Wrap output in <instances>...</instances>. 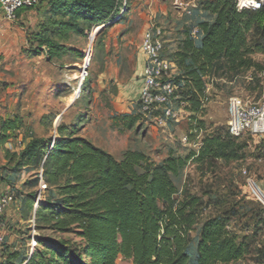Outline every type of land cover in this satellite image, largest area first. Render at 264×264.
Instances as JSON below:
<instances>
[{"label": "trees", "instance_id": "trees-1", "mask_svg": "<svg viewBox=\"0 0 264 264\" xmlns=\"http://www.w3.org/2000/svg\"><path fill=\"white\" fill-rule=\"evenodd\" d=\"M119 3L121 0H38L32 7L22 8L45 6L50 27L38 32L39 48L47 45L54 54L61 46L54 36L66 41L69 31L83 34L86 30L87 35L92 28L118 21L122 16ZM201 6L213 20L196 23L198 39L185 30L171 59L165 48L163 51L177 69L171 78L177 85L176 101L184 102L183 108L193 114L204 107L208 80L233 77L252 66L248 32L255 31L257 46L264 42V6L238 10L234 0H205ZM83 56L79 53L81 59ZM139 114L147 113L140 109L136 115L123 116L133 123ZM20 125L17 116L1 120L0 136L9 138L10 131ZM50 142V138L30 135L27 142L22 139L19 153L9 156L6 150L5 157L14 161L16 168L38 169L42 165L47 190L35 210L36 229L74 233L80 238L79 246L72 249L67 240L51 242L42 253L38 251L42 236L38 235L31 256L26 241L21 248L6 245L1 264H120L122 259L131 264H226L243 259L252 247L255 260L264 264V235L258 242L255 236L256 231L264 232V219L255 221L253 235L239 236L229 224L235 211L202 220L201 198L185 188L179 192L174 176L195 155L193 151L185 157L169 153L159 164L138 150H126L118 159L61 122L51 148ZM244 146L228 132L209 135L201 143L196 162L204 165L208 161L207 169L217 160H239ZM34 196L35 191L20 201L23 219L32 211ZM261 212L262 207L257 217ZM200 223L195 239L192 233ZM45 254L50 257L45 259Z\"/></svg>", "mask_w": 264, "mask_h": 264}, {"label": "rangeland", "instance_id": "rangeland-1", "mask_svg": "<svg viewBox=\"0 0 264 264\" xmlns=\"http://www.w3.org/2000/svg\"><path fill=\"white\" fill-rule=\"evenodd\" d=\"M143 1L121 0V18L106 23L104 28L100 25L90 38V31L86 35V30L83 34L69 31L66 41L54 36L55 43L61 45L54 54L49 53L47 45L39 48L38 32L41 27H50L45 20L43 4H37L31 10L19 9L15 22L0 23V55H3L1 59L7 57L0 62V121L7 115L17 116L21 122L19 128L10 131L9 138L0 136V155L6 160L0 168L16 171L9 186L17 196L22 194L23 199L33 194L37 189L34 184L37 169L16 168L14 161L5 157V152L8 150L9 156L19 153L18 139H24L25 143L30 135L52 140L59 122L118 159L126 150H138L159 164L169 153L185 157L193 151L195 155L174 176L179 192L185 188L201 198L204 206L202 220L224 211H235L236 214L229 218L230 229L239 236L253 235L257 227L255 221L264 219V212L257 217L258 209L264 208V137L242 133L237 136V141L245 145L243 158L229 162L217 160L207 169L208 161L200 165L196 162V155L205 137L228 132L231 99L243 103L264 99V42L257 46L255 31L248 32L247 46L251 50L252 66L233 77L208 80L201 111L193 114L174 103L179 121L159 124L153 114H139V119L130 123L123 115H136L140 107L136 101L132 112L127 110L128 105L123 108L125 101L120 93L122 87L129 84L144 22L150 21L151 17L162 28L166 55L171 59L179 34L184 35L188 25H195L206 17L201 6L205 0H177L174 5L171 4L174 0H168L170 6L164 12L138 8L136 3ZM45 35H48L47 30ZM194 39H198V34ZM89 46V76L80 91L77 77ZM79 53L85 56L81 59ZM7 139L12 140L5 146ZM249 179L262 190L261 195L257 194L262 200L253 192ZM18 185H22L25 192ZM200 226L201 223L192 233L195 239ZM24 231L18 239L20 248L28 238V228ZM256 232V242L261 241L264 232ZM38 235L42 236L38 245V251L42 253L51 242L67 240L72 249L80 243L74 233H58L49 228L38 230ZM81 256L84 259V255ZM49 257L45 254L44 258ZM119 263L131 264L124 259ZM226 264L259 263L252 247L251 253L243 259Z\"/></svg>", "mask_w": 264, "mask_h": 264}, {"label": "built area", "instance_id": "built-area-1", "mask_svg": "<svg viewBox=\"0 0 264 264\" xmlns=\"http://www.w3.org/2000/svg\"><path fill=\"white\" fill-rule=\"evenodd\" d=\"M37 1L38 0H0V12L7 20L15 21L17 19L16 12L18 9L22 7H32ZM234 2L238 10H257L264 6V0H234ZM192 6H194V4ZM149 19V24L142 33L138 50L143 59V68L141 75L142 86L137 103L139 104L140 109L147 114L160 111V113L155 116L156 122L159 124L166 123L169 120L179 121V115L174 109V103L176 104V107H183L184 102L178 103L176 101L175 91L177 90V85L171 81V78L176 74V66L168 57L163 56L165 46L164 32L162 28L154 23L151 17ZM96 28L97 27L90 30L89 38ZM197 32V28L192 29L190 32L191 37L195 38ZM90 49L91 46L88 47L86 56L84 54V63L80 67L77 77V88L80 91L83 83L89 76V62L87 58ZM161 106H163V108H161ZM230 114L231 117L228 123V132L231 135L237 137L244 132H248L257 137H264V99L256 102L243 103L240 100L233 98L230 100ZM55 136L56 133L52 137L49 145L50 148L54 144ZM184 141H187V137H184ZM36 177L37 189L35 191L33 208L29 217L26 219L27 228L29 230L26 242L28 256L32 255L36 246V238L38 236L35 210L47 190L42 165L37 169ZM248 183L252 187L254 182L252 179H249ZM252 190L255 193L253 187ZM255 194L257 195V193ZM16 201L17 195L10 188L0 192V214ZM262 202L264 203L263 200ZM6 245L5 233L0 230V264L4 260Z\"/></svg>", "mask_w": 264, "mask_h": 264}, {"label": "crops", "instance_id": "crops-1", "mask_svg": "<svg viewBox=\"0 0 264 264\" xmlns=\"http://www.w3.org/2000/svg\"><path fill=\"white\" fill-rule=\"evenodd\" d=\"M177 0H174L173 3L175 4ZM188 4V3H187ZM138 5V8L144 7L147 11L151 12H164L167 10V8L170 6V1L168 0H144L141 3H136ZM204 14H206L205 20L212 21L213 16L202 9ZM25 12V11H24ZM23 14L20 13L19 15L21 16ZM203 18V17H202ZM15 22V21H9L6 18L3 17L2 13L0 12V23L5 24L6 22ZM149 21H145L144 25L142 27L141 32L139 33V39L141 41V36L145 28L148 26ZM188 31L191 32L192 29L197 28L196 24L195 25H188ZM183 33L181 32L177 39L182 38ZM0 55V62L3 60H7V57L1 59ZM8 68V67H6ZM142 68H143V59L140 56L139 52L137 51L136 58H135V63L133 67V72L131 74V78L129 81V84L126 86L122 87V92L120 93L121 96L123 97L122 100L124 104H122L123 108L125 105H128L127 110H130L129 112H132L134 109V106L136 104V101L138 100L140 91H141V86H142V81H141V75H142ZM2 89V87L0 88ZM8 90V88H7ZM124 111H126L124 109ZM10 116L6 115V118ZM12 139H7L5 140L6 142L4 143L5 146L8 145V142H11ZM19 142V147L18 149L21 150L22 147L24 146V143H22V138L18 139ZM2 144V143H0ZM1 146V145H0ZM3 146V145H2ZM5 158L0 155V166L5 165ZM15 172L12 169H3L0 168V192H3L4 190L10 188L9 186V181L11 178H15ZM19 189L23 192L24 187L22 185H18ZM15 193V192H14ZM22 198V194L17 196V201L15 203H12L2 214H0V230L4 231L5 233V238L7 242V246H12V247H19V240L25 231V229L28 227L26 224V219H23L20 215V201ZM264 201V197L262 198Z\"/></svg>", "mask_w": 264, "mask_h": 264}, {"label": "bare ground", "instance_id": "bare-ground-1", "mask_svg": "<svg viewBox=\"0 0 264 264\" xmlns=\"http://www.w3.org/2000/svg\"><path fill=\"white\" fill-rule=\"evenodd\" d=\"M96 29H98V27ZM252 187H253L255 193L260 194V195L262 194V190L256 184L253 183Z\"/></svg>", "mask_w": 264, "mask_h": 264}]
</instances>
